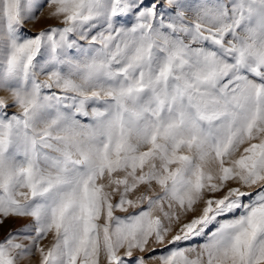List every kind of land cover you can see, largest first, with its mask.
<instances>
[{"label":"snow or ice","instance_id":"snow-or-ice-1","mask_svg":"<svg viewBox=\"0 0 264 264\" xmlns=\"http://www.w3.org/2000/svg\"><path fill=\"white\" fill-rule=\"evenodd\" d=\"M0 93V264H264V0H0Z\"/></svg>","mask_w":264,"mask_h":264},{"label":"rangeland","instance_id":"rangeland-1","mask_svg":"<svg viewBox=\"0 0 264 264\" xmlns=\"http://www.w3.org/2000/svg\"><path fill=\"white\" fill-rule=\"evenodd\" d=\"M42 11L46 14L47 8L46 7L43 8ZM54 23H55L54 21H48L47 23H37L35 25H26L24 30L26 32H29L30 34H33L35 31L39 30L40 28L47 26V24H54ZM3 95L5 94L0 93V96H3ZM10 226L19 227V222L14 225H10Z\"/></svg>","mask_w":264,"mask_h":264}]
</instances>
